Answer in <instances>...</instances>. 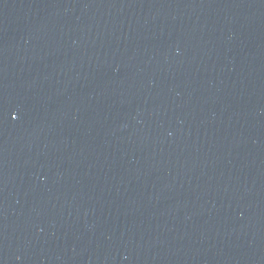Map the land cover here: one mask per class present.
Segmentation results:
<instances>
[{
	"label": "water",
	"instance_id": "water-1",
	"mask_svg": "<svg viewBox=\"0 0 264 264\" xmlns=\"http://www.w3.org/2000/svg\"><path fill=\"white\" fill-rule=\"evenodd\" d=\"M0 264H264V0H0Z\"/></svg>",
	"mask_w": 264,
	"mask_h": 264
}]
</instances>
